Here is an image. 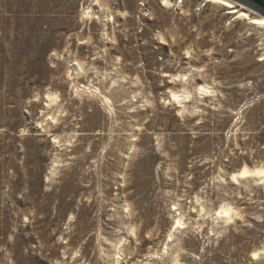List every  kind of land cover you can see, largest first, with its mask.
Returning <instances> with one entry per match:
<instances>
[{"label": "rangeland", "instance_id": "obj_1", "mask_svg": "<svg viewBox=\"0 0 264 264\" xmlns=\"http://www.w3.org/2000/svg\"><path fill=\"white\" fill-rule=\"evenodd\" d=\"M261 17L0 0V264H264Z\"/></svg>", "mask_w": 264, "mask_h": 264}, {"label": "water", "instance_id": "obj_2", "mask_svg": "<svg viewBox=\"0 0 264 264\" xmlns=\"http://www.w3.org/2000/svg\"><path fill=\"white\" fill-rule=\"evenodd\" d=\"M235 3L241 4L256 14L264 17V0H231Z\"/></svg>", "mask_w": 264, "mask_h": 264}, {"label": "bare ground", "instance_id": "obj_3", "mask_svg": "<svg viewBox=\"0 0 264 264\" xmlns=\"http://www.w3.org/2000/svg\"><path fill=\"white\" fill-rule=\"evenodd\" d=\"M88 12V11H87ZM86 13V12H85ZM242 14H244L245 15V13L244 12H242ZM252 22L253 23H256V22H261V23H263L264 24V17H261V18H255V19H252Z\"/></svg>", "mask_w": 264, "mask_h": 264}]
</instances>
